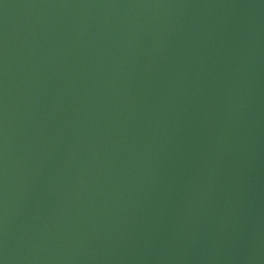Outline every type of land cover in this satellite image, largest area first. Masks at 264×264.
<instances>
[{
  "label": "water",
  "instance_id": "1",
  "mask_svg": "<svg viewBox=\"0 0 264 264\" xmlns=\"http://www.w3.org/2000/svg\"><path fill=\"white\" fill-rule=\"evenodd\" d=\"M0 264H264V0H0Z\"/></svg>",
  "mask_w": 264,
  "mask_h": 264
}]
</instances>
